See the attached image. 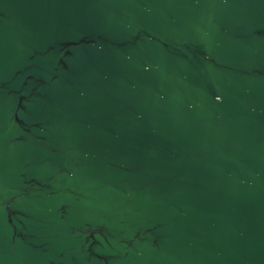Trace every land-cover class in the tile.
<instances>
[{"label":"water","instance_id":"1","mask_svg":"<svg viewBox=\"0 0 264 264\" xmlns=\"http://www.w3.org/2000/svg\"><path fill=\"white\" fill-rule=\"evenodd\" d=\"M0 264H264V0H0Z\"/></svg>","mask_w":264,"mask_h":264}]
</instances>
